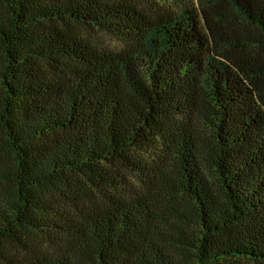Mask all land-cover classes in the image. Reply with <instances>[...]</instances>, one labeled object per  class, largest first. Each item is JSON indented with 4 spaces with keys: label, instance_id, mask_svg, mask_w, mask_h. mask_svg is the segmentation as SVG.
Returning a JSON list of instances; mask_svg holds the SVG:
<instances>
[{
    "label": "trees",
    "instance_id": "16d2710c",
    "mask_svg": "<svg viewBox=\"0 0 264 264\" xmlns=\"http://www.w3.org/2000/svg\"><path fill=\"white\" fill-rule=\"evenodd\" d=\"M0 264H264V0H0Z\"/></svg>",
    "mask_w": 264,
    "mask_h": 264
},
{
    "label": "rangeland",
    "instance_id": "374dc122",
    "mask_svg": "<svg viewBox=\"0 0 264 264\" xmlns=\"http://www.w3.org/2000/svg\"><path fill=\"white\" fill-rule=\"evenodd\" d=\"M139 2L140 6L142 8H147L148 7V3H149V0H136ZM93 35V38L97 41H102L104 44H106L107 46L111 47V48H117L118 47V42L112 38H109V37H105V36H94Z\"/></svg>",
    "mask_w": 264,
    "mask_h": 264
}]
</instances>
